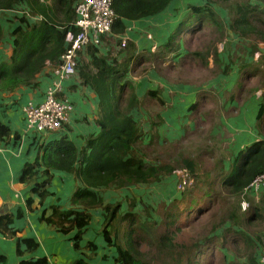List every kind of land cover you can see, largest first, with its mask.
<instances>
[{"label": "trees", "instance_id": "16d2710c", "mask_svg": "<svg viewBox=\"0 0 264 264\" xmlns=\"http://www.w3.org/2000/svg\"><path fill=\"white\" fill-rule=\"evenodd\" d=\"M80 1L0 0V10H13L17 4L25 3L31 17L42 18L36 24L30 23L26 18L28 15L19 19L21 25L12 32L15 38L13 55L8 63L0 66V91L15 92L29 85L36 87V78L47 64L59 63L69 47L68 33H78L73 22L76 19L74 7ZM173 1L114 0L117 19L112 32L124 35L127 29L125 22L155 17ZM204 1V6L189 7V13L181 24L154 53L150 51L151 46L136 55V45L131 42L129 50L132 51L119 62L111 56H97L99 48L90 46L92 61L88 65L79 62L78 71L83 83L98 97L100 117L97 124L101 133L88 138L87 147L81 153L65 137L44 144L36 163L27 164L22 172L21 181L35 183L34 191L42 202L50 196L47 186L51 170L75 176L78 187L71 200L72 208L62 210L55 206L52 214L48 217L44 214L41 221L56 227L64 235L75 231L74 241L78 246L92 222L90 211L102 209L105 219L102 235L114 254L111 264H200V255L211 246L215 254L219 252L223 264H264L261 256L264 253L261 252L264 251V201L246 212L241 211L239 203L228 204L229 200L239 199L253 180L264 174V94L256 119V128L263 139L234 156L228 169L225 158L214 159L216 164L212 170H205L203 175L198 173L201 158L185 157L179 153L177 159L174 157L169 163L162 162L181 142L164 140L160 143L158 130L165 123L161 112L166 108L161 89L146 94L155 102V118L148 143L147 134L134 116V112L141 108V101L130 76L143 77L154 72L167 83L179 85L185 83L180 74L190 76L184 70L191 66V69L198 67L210 72L215 78L226 77L237 64L223 61L219 47L231 35L248 42L250 54L259 43L264 44V0ZM237 68V88L227 101L237 102L239 107L233 108L229 117L237 115L243 104L259 89H264V54L257 63L241 59ZM198 84L193 83L200 86ZM219 98L218 93H200L187 117L194 124V131L199 129L201 118L212 122L216 114L213 110L204 111L207 109L205 102L218 104ZM188 131L186 128L187 137ZM10 132L0 122V139L9 137ZM41 165L46 168L42 175L47 179L37 182L36 168ZM183 169L189 171L194 181L201 180L205 188L200 191L195 188L184 194L178 192L175 201H163L150 209L143 206L147 217L130 209L124 210L120 202L104 205L102 191L159 184ZM31 203L32 200L29 206ZM221 203L228 204L230 208L224 214ZM129 206L134 209L136 201ZM204 213H210L213 219L210 235L200 237L197 234L181 240L179 236L184 229ZM13 220L8 215L0 217V233L14 237L17 233L9 228ZM19 242L33 252L39 248L34 239ZM226 251L233 252L237 258L228 260ZM18 252L21 254L20 249ZM19 264H48V261L41 258L24 260ZM73 264L89 263L77 260Z\"/></svg>", "mask_w": 264, "mask_h": 264}, {"label": "crops", "instance_id": "0c3cea01", "mask_svg": "<svg viewBox=\"0 0 264 264\" xmlns=\"http://www.w3.org/2000/svg\"><path fill=\"white\" fill-rule=\"evenodd\" d=\"M191 5L204 6L205 1L174 0L163 13L155 17L125 22L126 33L119 36L136 45V54L145 52L152 46L147 38L148 33L152 34L153 39L158 40L159 46H161V43H165L171 33L181 24L189 13ZM216 10L220 9L217 8ZM25 15H28L26 18L32 24L42 20L39 16L31 17L25 3L17 4L13 10H0V66L8 63L13 55L15 38L12 36V32L21 25L19 19ZM117 43L118 41L103 39V44L98 47L96 55L111 56V58L122 62L126 57V52H119L120 48ZM225 43L230 47V50L226 51L227 55H223L220 51V57L226 63H228V57L237 52L239 45L246 44L248 46V42H244L236 35H231ZM147 44L149 47L146 49ZM261 45L263 46H259L261 48L259 52L262 55L264 54V44ZM91 55L89 46L80 54V63L90 64ZM237 57V59L240 58L239 55ZM243 58L248 62L255 63V59L247 56V54ZM235 68L232 67L233 70L229 76L221 77L220 82L216 79L206 84L203 83V86L169 84L154 72L143 76L144 79L141 80L134 78L133 84L141 101V108L134 112V116L139 120L147 134L146 143L150 139L151 124L155 118L153 112L155 102L146 97L149 91L161 89L163 91L162 97L166 102V108L161 112V117L165 123L158 130L160 143L164 140L173 142L174 140L177 141L175 138L180 139L184 131L183 129L182 132H177L180 125L194 129V124L187 117L201 92L218 93L220 96L219 103L205 102L207 109L204 111L213 110L221 124L215 126L210 133L212 136L218 135L222 126L225 128L222 139L227 145L225 147L227 155L224 156L225 167L226 169L230 168L234 156L251 144L263 139L256 128L257 113L262 102V95L255 94L239 108L237 115L228 116L233 108L239 107L237 102L227 101L229 95L237 88L239 77H237L238 68L234 71ZM53 80L52 65L48 63L43 72L36 78L35 83L38 86L20 87L15 92L0 91V122L11 131L9 137L0 139V217L12 216L14 220L9 228L17 233L14 237H7L0 233V264H19L24 260L36 261L41 258H46L48 264H73L77 260H85L89 264H111L114 254L113 249L108 247L102 235L105 222L102 209L90 211L92 222L78 246L74 241L75 231L64 235L56 227L41 221L44 214L47 217L52 214L55 206H59L62 210L72 208L71 200L78 187L73 174L51 170L49 186H47L50 196L43 202L34 191L35 183L27 184L21 181L25 166L35 164L42 154L40 151L42 145L59 141L65 137L73 142L81 153L87 147L88 138L97 137L101 133V128L97 124L100 117L98 97L90 87L83 83L79 71L76 76L63 83V91L59 94L60 98L69 99L74 105V112L64 129L42 135L28 131L24 108L30 103L34 105L42 103L48 89L53 85ZM226 80L228 81L224 82ZM36 171L38 172L37 182L47 179L42 175L46 171L42 165L37 167ZM164 181L159 183L160 187L165 184ZM154 185L157 184L128 189H110L102 191L101 197L104 200V205L120 202L123 209L128 210V203L131 204L133 200L139 202L142 196L154 189ZM173 193L175 197L179 196L175 189ZM165 195L160 199L155 194L153 198H159L162 202H173L175 197H169L167 193ZM31 200L32 203L29 206ZM78 209L83 210V208ZM20 213L22 216L19 217ZM22 239H34L39 243V248L34 252L29 250L25 244L19 242ZM19 249L21 254L18 252Z\"/></svg>", "mask_w": 264, "mask_h": 264}, {"label": "built area", "instance_id": "2783aa9c", "mask_svg": "<svg viewBox=\"0 0 264 264\" xmlns=\"http://www.w3.org/2000/svg\"><path fill=\"white\" fill-rule=\"evenodd\" d=\"M114 0H81L76 6V19L73 26L77 34L68 33L69 47L60 57L59 63L52 65L53 85L48 89L44 101L40 104H28L24 108L26 126L29 132L39 135L61 131L69 123L74 112V105L69 99L60 98L63 83L78 73L80 54L89 46H101L103 39H112L120 42V48L127 47V40L112 32L117 19ZM147 38L153 41V35L148 33ZM151 47V52L157 50ZM195 186V181L187 169L180 171L177 191L184 194ZM245 195H252L258 199L264 194V174L256 177L245 190ZM241 209L246 212L250 203L243 200ZM264 262V258L262 259Z\"/></svg>", "mask_w": 264, "mask_h": 264}, {"label": "rangeland", "instance_id": "374dc122", "mask_svg": "<svg viewBox=\"0 0 264 264\" xmlns=\"http://www.w3.org/2000/svg\"><path fill=\"white\" fill-rule=\"evenodd\" d=\"M243 1H246V0H241V2H243ZM104 40H106V38ZM108 40L112 41V39H108ZM149 42L152 44V46L156 45L157 47H159V45H160V42L158 40H156L155 38L153 39V41H149ZM130 43L131 42H127V47L124 49H121L120 48L121 44L118 42L117 45L120 48L119 52H121V53L131 52L132 50L131 49L129 50V44ZM259 46H263V45H261L259 43L256 47H254L253 53L250 54L249 51H247V50H250V48L246 44L239 45L237 47V52L234 53L232 56L228 57V63H230V61H234L236 64L238 63L237 67H239L241 59H244L243 56L244 55L246 56V54H247V56L254 58L255 63H257L259 61V59L261 58V56L263 55V54L261 55V52H259L261 49ZM148 47H149V44H147L146 49ZM219 50L221 51V53L223 55H225V54L227 55L226 51L230 50V47L228 45H226V43L224 42L220 45ZM156 51H158V50H156ZM237 55H239V57H240L239 59H237L238 58ZM190 67H186L184 70V72L189 73L190 76L185 77L184 75L180 74L181 79L182 80L184 79V81H185L184 85L192 86L193 83H199L198 85L203 86L204 85L203 83L206 84L209 81H215L216 79H218V81L220 82L222 79L221 77L215 78L214 76H211L210 72H206V71L204 72L203 70H201L198 67L194 68L192 66L193 67L192 69ZM237 67L235 68L234 71L237 70ZM138 68H139V66H138ZM175 68H178V66H175ZM191 73H192V75H191ZM237 75H238L237 77H239V74H237ZM130 77H131V80L133 83H134V81H133L134 78H138L139 80L144 79L140 75L139 76L133 75ZM240 77H241V75H240ZM227 81L228 80H226L224 82H227ZM221 83H223V82H221ZM257 93L260 96L261 95L263 96L264 89H259V92H257ZM216 116L213 118L212 122L206 121V118H204V120H202V118H201L200 124H199L200 126H199V129H197V131H194L195 126H194V129H191L188 127V129H189V131H188L189 136L188 137L186 136V132L184 134L186 127H183L182 125L179 124L180 129L177 132L178 133L182 132L183 129H184V131L181 134L180 139H177V138H175V139L178 142H181V144L179 146H174V148H172V150H171L170 155L168 157H164L162 159V162L169 163L172 160V158L176 157V159H177V155L179 153H183L185 157L191 156L194 159L201 158L202 162L200 163L199 168H198V173L200 175H203L205 170H212V167L216 164L214 159H222V158H224V156L226 157V155H227L226 148H225V147H227V145L224 144V142L222 140L223 134H225L224 133L225 128L222 126L221 130H219L220 133L218 135L212 136L210 134L214 130L215 126L221 125L219 118H217ZM206 122H208V123H206ZM165 133H169V132H165ZM179 176H180V171L176 172L175 175L168 177L166 179L167 181H164L165 184L161 185L162 187H160L159 184L154 185V187H153L154 189L151 190L150 193L145 194L141 198L139 197L140 201L136 202V207L134 209H131L132 206H128L127 207L128 210L130 209V210L136 211L137 214H139L143 217H147V213H146V211H144L143 206L149 207V209L153 208L155 205L162 202L160 199L163 198L164 196H166L165 195L166 193L169 194V197L171 196L172 198H174L175 196H174L173 190L175 189L176 193H178L176 186L178 187ZM204 179H205V175H204ZM195 188L198 189V191H200V190L204 189L205 186L201 180L200 181L195 180V186H192L191 190H187L185 193H189L192 190H194ZM147 189H149V187H147ZM155 194H157L160 197V199L159 198H156V199L153 198V195H155ZM138 196H141V195H138ZM174 199H173V201H175ZM244 199L247 200L248 203H250V208H251V207L260 205L264 201V194L261 195L260 197H258V199H257L252 195H245V193H244L237 200H229L228 204H231V206H232L233 204L236 205L239 203L240 209H241V203ZM228 204L226 205V204L221 203V205L224 209L223 214L225 212H227L228 209H230ZM128 205H131V204L128 203ZM177 205L179 206L180 203H177ZM225 206H226V208H225ZM241 211H242V209H241ZM221 212H222V210H221ZM212 221H213V219H211L210 213L202 214L198 219H196V220L193 219V221H191V223L189 224L190 227L184 229V231L179 236V238L181 240H188L189 238L195 237V235H197V234H199L200 237L209 236L210 235L209 234L210 233V225H211ZM261 252H264V251H261ZM218 253L215 254V250L211 246V248L207 252L200 255V257H199L200 264H223ZM225 254H226L228 260L236 257V255L231 251H229V252L226 251ZM261 256L264 258V253H261ZM262 263H264V262H262Z\"/></svg>", "mask_w": 264, "mask_h": 264}]
</instances>
